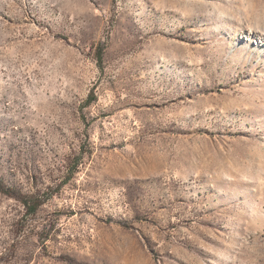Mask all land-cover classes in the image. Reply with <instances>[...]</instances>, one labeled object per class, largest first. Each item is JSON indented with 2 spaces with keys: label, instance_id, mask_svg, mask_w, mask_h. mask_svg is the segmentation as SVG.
<instances>
[{
  "label": "rangeland",
  "instance_id": "obj_1",
  "mask_svg": "<svg viewBox=\"0 0 264 264\" xmlns=\"http://www.w3.org/2000/svg\"><path fill=\"white\" fill-rule=\"evenodd\" d=\"M0 264H264V0H0Z\"/></svg>",
  "mask_w": 264,
  "mask_h": 264
},
{
  "label": "trees",
  "instance_id": "obj_2",
  "mask_svg": "<svg viewBox=\"0 0 264 264\" xmlns=\"http://www.w3.org/2000/svg\"><path fill=\"white\" fill-rule=\"evenodd\" d=\"M33 211H35V210H33ZM33 211H32V212H33Z\"/></svg>",
  "mask_w": 264,
  "mask_h": 264
}]
</instances>
